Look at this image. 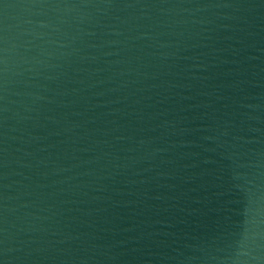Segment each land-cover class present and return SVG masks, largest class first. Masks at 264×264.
<instances>
[{"label":"water","instance_id":"obj_1","mask_svg":"<svg viewBox=\"0 0 264 264\" xmlns=\"http://www.w3.org/2000/svg\"><path fill=\"white\" fill-rule=\"evenodd\" d=\"M0 264H264V0H0Z\"/></svg>","mask_w":264,"mask_h":264}]
</instances>
